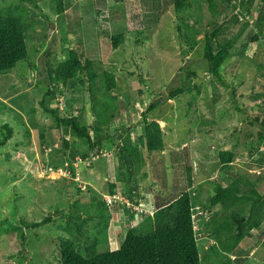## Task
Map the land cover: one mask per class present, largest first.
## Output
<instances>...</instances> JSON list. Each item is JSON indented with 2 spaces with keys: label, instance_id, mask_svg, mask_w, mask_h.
<instances>
[{
  "label": "rangeland",
  "instance_id": "374dc122",
  "mask_svg": "<svg viewBox=\"0 0 264 264\" xmlns=\"http://www.w3.org/2000/svg\"><path fill=\"white\" fill-rule=\"evenodd\" d=\"M10 1L0 0V6ZM65 1L61 23L51 10L52 3H41L48 21L36 16L35 26L27 29V60L0 74V140L5 136L4 125L12 129L11 138L0 148V264H61L59 241L70 238L67 222L81 214L88 218L82 226L87 237H100L96 227H91L106 218V241L97 251L116 249L128 227H141L146 217L140 219L141 213L132 214L133 220L130 215L121 217L123 206L133 204L152 212L156 196L175 195L188 183L198 221L195 229L219 212V206L207 211L204 206L214 185L224 186L227 177L243 175L260 194L264 192V133L259 140L260 126L249 123L254 118L264 120V69L258 68L264 64V0H218L216 17L204 2L196 5L194 0L180 12L169 6L161 13L141 0H104L105 8L98 15L90 12L89 0ZM166 1L159 0L158 5ZM234 12L241 13L247 25L225 31L224 37L234 47L221 67L229 83L223 87L203 70L204 38ZM257 15L262 16L263 27L258 41L250 44V38L258 34ZM118 34L122 37L114 48L110 38ZM63 38L69 43H62ZM68 48L75 49L81 60L92 62L98 75L93 95L112 106L103 116L109 134L129 137L140 152L139 169L132 165L120 169L122 181L114 175L116 148L108 149L103 143L106 148L98 153L70 130L61 131L40 105L42 101L58 117L75 115L93 138L97 118L91 111L85 71L66 85L55 83V91L46 95L53 87L48 83L46 62L56 66ZM102 72L114 79V87L105 96L99 92ZM180 76L186 78L188 90L169 100L168 92L182 83ZM156 100L161 104L145 118L158 123L164 148L148 153L138 140L144 129L141 111ZM181 149L189 154L186 175L174 172L171 164L172 152ZM222 150L234 154L225 167L219 163ZM110 184L115 187L113 195ZM110 196L115 199L110 210L98 207L93 199L105 202ZM48 216L51 222L38 227L23 225ZM203 228L197 231L198 253L202 264H211L207 254L213 241ZM228 258L232 264H264V223L244 237ZM219 264L228 263L222 259Z\"/></svg>",
  "mask_w": 264,
  "mask_h": 264
},
{
  "label": "trees",
  "instance_id": "16d2710c",
  "mask_svg": "<svg viewBox=\"0 0 264 264\" xmlns=\"http://www.w3.org/2000/svg\"><path fill=\"white\" fill-rule=\"evenodd\" d=\"M47 1L52 3L50 4L51 10L53 14L59 15L58 22L61 23L62 16L66 15L64 13L67 8L65 0H11L1 4L0 74L11 72L17 63L27 60L28 50L26 43L28 37L26 31L28 28L35 26L37 23L36 16L48 21V17H46L45 12L41 8V3H47ZM89 1L92 2L90 12L95 15H98L102 12L101 9L105 8L104 0ZM141 1L144 4L146 3L150 9H157L161 13L166 11L169 6H172L176 12H180V10L191 7L190 2L192 0H167L163 6L158 5L159 0ZM201 1L206 4L212 17L218 15V0H194L193 2L198 5ZM255 20L258 34H254L250 38V44L258 41L259 33L263 27L261 15H257ZM243 23L247 22H245L241 13L234 12L232 16L223 22L222 26L216 25L204 38L203 70L223 87H228L229 83L223 78L221 67L234 47L233 41L226 39L224 34L226 30L234 29ZM121 37V34L111 36V44L114 48L120 43ZM189 39H191L190 48H192L194 36ZM61 41L64 44L69 43L68 38H63ZM47 53L46 55L48 56ZM46 67L48 83L53 86L50 87L46 95H51L55 91V83L61 82L66 85L77 77L80 71H85L89 82V91L92 94L91 111L97 118L93 125L94 136L92 138L88 133L89 128L81 124L75 115L58 117L54 111L48 110L41 101V107L53 117L57 127L61 131L70 130L76 138L85 139L90 148H97L96 151L98 153L106 148L103 146L104 144H106L108 149L116 148L114 153L118 160V168L115 170L114 175L118 181H122L123 178V175L120 174V169L128 168V166L132 165L134 169L138 170L141 159L137 146L132 144L129 137L122 139L117 133L109 134L108 126H105L106 122L103 120V116L106 114L105 110L112 106L108 101L102 102L93 95L94 81L98 75L94 71L91 60H81L75 49L68 48L62 61L57 63L56 66H52L47 61ZM258 68L264 69V64H258ZM102 77L103 88L99 92L105 96L106 92L114 87V79L108 72H102ZM185 79L184 76H180L182 83L179 87L168 92L169 100L188 90ZM79 82L82 83L81 80ZM230 95L233 102H235L233 89L230 91ZM160 104V101L156 100L149 103L141 111V124L144 125V129L143 135L138 140L148 153L160 152L164 148L162 133L158 123L154 121L147 122L145 118L146 114ZM249 123L260 126L261 130L258 136L259 140L263 139L261 133H264V120L259 122L258 118H254L250 119ZM3 128L5 136L0 140V148L12 136V129L8 125H4ZM64 145H68L67 141H64ZM185 149L173 151L171 154V164L174 167V172L179 171L182 175H186L190 170V163L187 160L189 154ZM218 157L220 165L225 167L232 162L234 154L231 150H222L219 151ZM125 181L129 185L130 180L127 179ZM189 186L188 183L185 190H176L175 195L156 196L154 199L155 203L153 202L155 212L152 216L146 217L141 227L139 225L138 228L127 229L122 237L120 246L116 249L97 251L98 246L106 241V218L105 221L102 220V223H97L91 227L92 229L96 227L95 233L100 234V237L95 235L87 237L82 233V226L87 223L88 218L84 219L85 217L82 214L73 216L74 218L70 217L67 227H65L70 234V238L60 239L58 246L61 264H202L196 240L197 231L202 229V227L206 231L209 230L213 241V245L210 246L207 254L211 264H219L222 259H226L228 264H232L228 255L244 237L249 236L252 230L259 229L264 223V192L260 194L256 190L254 182L243 175H238L235 178L227 177L224 186L220 184L214 185L213 194L208 197L207 205L204 206L205 211L219 206V212L211 217L209 216L202 226L195 229L198 221L194 220L192 209L195 206L191 202L193 195L190 196L187 190ZM112 189H114V185L110 184V195L114 194ZM93 199L98 207L106 206L104 201ZM125 213L127 214V211ZM48 222H51V217L49 216L44 217L39 222H24L23 225L28 229ZM71 225L72 229L68 228ZM82 236H84L86 241L82 243L81 247ZM242 264L253 263L245 261Z\"/></svg>",
  "mask_w": 264,
  "mask_h": 264
},
{
  "label": "clouds",
  "instance_id": "9594fccd",
  "mask_svg": "<svg viewBox=\"0 0 264 264\" xmlns=\"http://www.w3.org/2000/svg\"><path fill=\"white\" fill-rule=\"evenodd\" d=\"M115 203V202H114ZM132 204V203H131ZM115 205V204H114ZM117 205V204H116ZM107 206V209L108 210H110V206H108V205H106ZM133 206H135V205H133L132 204V207H128V205H126V206H123L122 208H121V212H122V215H121V217H123V214H126L125 212L127 211V214H126V217L127 216H129L130 215V220H133V219H131V215L132 214H137V213H141L142 215H141V217H140V219H142L144 216H146V217H151L152 216V214L154 213V209H153V211L152 212H147V210H145V209H143L142 211L140 210V211H136V209H137V207L135 206V209L133 208ZM133 208V209H132ZM146 217H144V219L146 218ZM144 219L140 222V223H142L143 221H144ZM130 223H133V222H130ZM134 227V224H133V226H131V227H128V229H131V228H133ZM108 230V229H107ZM124 236V235H123ZM122 242V241H121Z\"/></svg>",
  "mask_w": 264,
  "mask_h": 264
},
{
  "label": "built area",
  "instance_id": "2783aa9c",
  "mask_svg": "<svg viewBox=\"0 0 264 264\" xmlns=\"http://www.w3.org/2000/svg\"><path fill=\"white\" fill-rule=\"evenodd\" d=\"M110 197H112V198H106L105 199V203L108 206H110L111 204H113L115 202V199L113 198L114 196H110ZM127 205H128V203H127ZM136 211H140V210L137 208Z\"/></svg>",
  "mask_w": 264,
  "mask_h": 264
},
{
  "label": "crops",
  "instance_id": "0c3cea01",
  "mask_svg": "<svg viewBox=\"0 0 264 264\" xmlns=\"http://www.w3.org/2000/svg\"><path fill=\"white\" fill-rule=\"evenodd\" d=\"M94 172V171H93ZM93 172H92V170L91 171H89V174H91V175H93ZM88 177V176H87ZM98 179V178H97ZM154 183V182H153ZM113 184H114V182H113ZM115 188V187H114ZM111 228V227H110ZM110 228H108V231L110 230Z\"/></svg>",
  "mask_w": 264,
  "mask_h": 264
},
{
  "label": "bare ground",
  "instance_id": "6f19581e",
  "mask_svg": "<svg viewBox=\"0 0 264 264\" xmlns=\"http://www.w3.org/2000/svg\"><path fill=\"white\" fill-rule=\"evenodd\" d=\"M194 216V215H193Z\"/></svg>",
  "mask_w": 264,
  "mask_h": 264
}]
</instances>
